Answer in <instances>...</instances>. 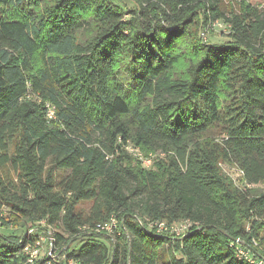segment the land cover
<instances>
[{
	"label": "trees",
	"instance_id": "1",
	"mask_svg": "<svg viewBox=\"0 0 264 264\" xmlns=\"http://www.w3.org/2000/svg\"><path fill=\"white\" fill-rule=\"evenodd\" d=\"M132 1L0 0L1 226L5 207L34 235L61 225L76 264H256L238 248L264 250V0ZM219 20L229 40L198 38L180 75L181 41ZM111 216L115 235L95 229ZM36 237L0 235V264H30Z\"/></svg>",
	"mask_w": 264,
	"mask_h": 264
},
{
	"label": "rangeland",
	"instance_id": "2",
	"mask_svg": "<svg viewBox=\"0 0 264 264\" xmlns=\"http://www.w3.org/2000/svg\"><path fill=\"white\" fill-rule=\"evenodd\" d=\"M114 1L116 4L120 5L125 11L127 9H132L135 7V4L132 0H114ZM253 1L254 3H257V1L260 2L261 0H253ZM239 2L240 0H225L224 8L228 13L230 12L238 13V11H240ZM228 33H229V25L226 24L223 20H219L211 24L208 27V29L205 31H202V29H200L199 27L196 29H193L192 36L190 37V39L184 38L181 41V45L178 50L179 62L176 66V71L180 73V75H183L187 67L189 66L190 62L195 59V56H194L195 44L197 43L198 38L202 37L203 40L209 43H220V42H225L229 40L227 36ZM128 148L131 150L133 149L131 147H128ZM132 151H134L135 154L140 153L143 157H153L154 159L153 164L149 166L148 168L154 167V161L156 159L155 157H157V154H155L154 152L148 153L147 151L142 150V149H137V150L135 149ZM221 166L223 168V171L229 177H231L238 186L243 187L244 185L243 180H242L243 175L239 168H237L235 165H230V164H222ZM65 174H66L65 172L58 174V180L61 179V177ZM257 187L258 188L263 187V184L257 185ZM79 208L83 210L85 213H88V211L91 208V202L90 201L82 202L80 203ZM3 215L5 217V220L11 219V222L10 224L4 225V226H1V222H0V235H5V236L12 235L18 239L22 237L29 238L30 236H37L36 238H39V237L43 238L41 241L40 250L36 257V261L34 263H30V262L28 263L38 264L39 262L42 261L41 264H76V263H72L71 260L67 261L66 254L63 251L65 250V247L66 248L69 247L68 245H70L71 249H73L74 247L76 248L79 244L78 242L77 243L71 242L68 245L65 244L62 248L58 247L57 244H55L54 233L58 232V233H61L67 236L66 234H64L61 225L56 224L52 226H46L45 224L42 223V226L45 229H40L39 235L38 234L34 235L35 233H37V229H35V226H38L37 224L28 222L26 223V226H22V223H18L17 225H15L16 223L14 221H16V216L12 215V213L9 211V208L7 207L4 208ZM49 237H52L53 239L50 240ZM253 244L255 246L254 247L255 249H258L259 251L264 253L263 247L258 245L259 244L258 241L254 239ZM246 248H247V251L245 255H247L248 257L253 256V252H256L255 249L252 248L250 244H247ZM159 253H161L160 254L161 259H164V260L168 259L167 253L164 250H159Z\"/></svg>",
	"mask_w": 264,
	"mask_h": 264
},
{
	"label": "built area",
	"instance_id": "3",
	"mask_svg": "<svg viewBox=\"0 0 264 264\" xmlns=\"http://www.w3.org/2000/svg\"><path fill=\"white\" fill-rule=\"evenodd\" d=\"M261 7L264 6V3H262L260 5ZM217 22V21H216ZM47 116L49 118H54L55 117V108L51 105H47ZM128 147L133 148L132 150H137L138 148L133 147L132 145H129ZM127 147V148H128ZM128 150L130 152L133 153V155L142 163V165H146L145 167H149L153 164V157H143L140 153L139 154H135L134 151H132L131 149L128 148ZM120 225V221L118 220V218L116 216H111L108 221L104 222V223H98L95 225V229L97 231H105L110 235H115L116 234V230H118ZM179 228H178V227ZM191 226V222L190 221H184V222H180L178 224L175 225H171L170 227L166 224V222L164 221H153L150 225V227L156 228V232L160 235H162L165 232H169V233H175L177 236H183L185 235L186 231H188L189 227ZM177 227V228H175ZM42 237H39L36 239V241L34 242V244H26L24 246V251L26 253V255L28 256V262L30 263H34L36 261V257L38 255V252L40 250V246H41V241H42ZM49 239H53L52 237H49ZM239 250V255L243 256V257H247L251 262H254L256 264H264V256L261 258H251L248 257L247 255H245L246 251L238 248ZM72 263H74L73 260H71Z\"/></svg>",
	"mask_w": 264,
	"mask_h": 264
}]
</instances>
